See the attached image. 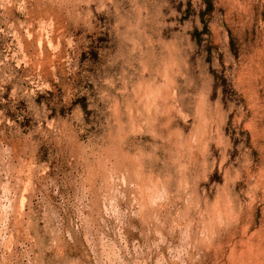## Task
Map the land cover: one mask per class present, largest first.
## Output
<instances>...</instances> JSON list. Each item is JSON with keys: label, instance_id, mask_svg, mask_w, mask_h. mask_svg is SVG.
<instances>
[{"label": "rangeland", "instance_id": "1", "mask_svg": "<svg viewBox=\"0 0 264 264\" xmlns=\"http://www.w3.org/2000/svg\"><path fill=\"white\" fill-rule=\"evenodd\" d=\"M0 264H264V0H0Z\"/></svg>", "mask_w": 264, "mask_h": 264}]
</instances>
